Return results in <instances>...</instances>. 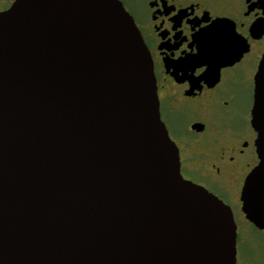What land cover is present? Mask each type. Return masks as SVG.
<instances>
[{
  "label": "water",
  "instance_id": "water-1",
  "mask_svg": "<svg viewBox=\"0 0 264 264\" xmlns=\"http://www.w3.org/2000/svg\"><path fill=\"white\" fill-rule=\"evenodd\" d=\"M251 123L260 161L242 210L263 230L264 56ZM237 228L230 205L183 176L122 1L0 12V264H236Z\"/></svg>",
  "mask_w": 264,
  "mask_h": 264
},
{
  "label": "flooded vegetation",
  "instance_id": "flooded-vegetation-1",
  "mask_svg": "<svg viewBox=\"0 0 264 264\" xmlns=\"http://www.w3.org/2000/svg\"><path fill=\"white\" fill-rule=\"evenodd\" d=\"M120 1L151 53L161 118L179 149L183 176L230 205L235 219L237 213L256 227L242 210L241 195L260 161L251 120L264 56V0ZM14 2L0 0V12ZM206 48L214 49L211 63L193 67V56H205ZM259 242L254 249L238 234L236 264H264Z\"/></svg>",
  "mask_w": 264,
  "mask_h": 264
},
{
  "label": "rangeland",
  "instance_id": "rangeland-1",
  "mask_svg": "<svg viewBox=\"0 0 264 264\" xmlns=\"http://www.w3.org/2000/svg\"><path fill=\"white\" fill-rule=\"evenodd\" d=\"M127 6L130 9H133V6L127 4ZM245 96L247 97L248 101H249V105H251L252 102V97L251 94L247 92H245ZM236 222L238 224V234L241 237V235H245V237H247L249 239V241H251V246L255 249V247L258 246L259 249V244L262 241L264 244V229L263 230H258L256 229V227H254L252 224H247L246 221L244 220V218L236 213ZM263 248V252H264V245L260 248Z\"/></svg>",
  "mask_w": 264,
  "mask_h": 264
},
{
  "label": "snow or ice",
  "instance_id": "snow-or-ice-1",
  "mask_svg": "<svg viewBox=\"0 0 264 264\" xmlns=\"http://www.w3.org/2000/svg\"><path fill=\"white\" fill-rule=\"evenodd\" d=\"M205 33L209 34V39H210L211 29H205ZM202 48L204 49L203 43H202ZM202 48H201V51H202ZM193 57H196V59H193V61H194L193 67H195V64H210L211 59H212L210 53L207 54L206 56H193ZM202 71H204V70L202 69ZM205 74H207V73L205 72ZM256 90H257V88H256ZM259 136H260V132H259Z\"/></svg>",
  "mask_w": 264,
  "mask_h": 264
}]
</instances>
